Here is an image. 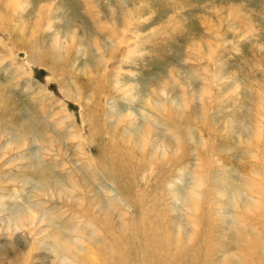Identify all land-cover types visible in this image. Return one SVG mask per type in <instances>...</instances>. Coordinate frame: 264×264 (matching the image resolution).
Wrapping results in <instances>:
<instances>
[{
  "label": "rangeland",
  "instance_id": "1",
  "mask_svg": "<svg viewBox=\"0 0 264 264\" xmlns=\"http://www.w3.org/2000/svg\"><path fill=\"white\" fill-rule=\"evenodd\" d=\"M252 182L264 186V0H0L1 264H60L56 234L67 257L91 237L135 246L145 224L186 263L196 248L206 260V236L209 264L263 260L264 191L259 212L241 206ZM137 250L130 264L156 254Z\"/></svg>",
  "mask_w": 264,
  "mask_h": 264
},
{
  "label": "bare ground",
  "instance_id": "2",
  "mask_svg": "<svg viewBox=\"0 0 264 264\" xmlns=\"http://www.w3.org/2000/svg\"><path fill=\"white\" fill-rule=\"evenodd\" d=\"M22 5V4H21ZM21 7H23V6H21ZM24 8V7H23ZM21 9V8H20ZM139 41V40H138ZM135 43H136V41H134ZM134 42H132L131 44H132V47L134 46ZM119 43H122V41L120 40L119 41ZM130 44V43H129ZM130 44V45H131ZM138 49V47L136 46V47H133V48H131L130 50H128V54H125V55H127V58H131L132 56H133V54H132V52H134L135 50H137ZM7 50V49H6ZM25 53V52H24ZM28 53V52H27ZM30 55V54H29ZM121 55H123V54H121ZM35 56H31V57H29L28 56V58H30L32 61H34V58ZM36 60H37V58H36ZM129 60V59H128ZM13 62V61H12ZM128 62V61H127ZM18 68V67H17ZM128 73V72H127ZM129 85V84H128ZM131 86V85H130ZM128 90V89H127ZM133 91V90H132ZM130 92V91H129ZM161 92V91H160ZM135 93V92H134ZM125 94H126V92H125ZM133 94V93H132ZM136 95H138V94H136ZM153 95V94H152ZM155 95V94H154ZM140 97V96H139ZM142 97V96H141ZM153 98L154 99H157L155 96H153ZM142 99V98H141ZM147 103H151V104H153L154 103V100H152V101H150V97H148L147 98ZM159 111V110H158ZM2 113V112H1ZM153 118V117H152ZM154 119V118H153ZM133 122H135V118H132L131 119ZM131 121V122H132ZM128 122V121H127ZM153 122V121H152ZM132 124H134L135 125V123H132ZM128 125H131V124H128ZM148 126H147V133H145V134H148L149 135V132H153V129H154V127H152L150 124H147ZM154 125V124H153ZM151 126V127H150ZM153 128V129H152ZM156 131V130H155ZM132 136V135H131ZM179 138H180V140H181V135L179 136ZM131 139V138H130ZM120 140V139H119ZM147 140V139H146ZM178 140V139H177ZM133 142H134V145L137 147V145H136V143L138 144V140H137V142H136V139L134 140V138H133V140H132ZM130 142V141H129ZM148 142V141H147ZM179 142V141H178ZM178 142H176L177 144V146L176 147H178V148H180V144L178 143ZM139 143H141V142H139ZM143 143V142H142ZM130 144V143H129ZM154 144V143H153ZM141 145H143V144H141ZM139 147H141V146H139ZM175 147V146H174ZM133 148V147H132ZM131 148V149H132ZM142 148V147H141ZM117 149V148H116ZM117 150H119V149H117ZM138 150H139V148H138ZM141 150V149H140ZM119 161V160H118ZM114 164H115V161H114ZM89 167V166H88ZM99 171V170H98ZM118 172V171H117ZM101 174V173H100ZM120 174H121V171H119L118 172V176H120ZM105 176V175H104ZM196 176V175H195ZM194 180H196V182H197V184H198V186L199 187H201L202 188V186L205 184V182H206V180H204L200 175H198V177H196V179H194ZM116 182V181H115ZM257 183L255 182V185H256ZM125 185V184H124ZM254 184H253V182L250 184V185H247V186H245V190L246 189H248V191L249 192H257V193H255V194H258V198L256 199V201H253V199H252V201L250 200V201H246V202H242L243 204L241 205L244 209H245V211L247 212V213H251L252 214V212L253 211H258L259 212V210H258V208L257 207H254V206H257V205H259V203H261L263 200H261L260 198H259V195H261V194H263V191L264 190H262L263 188H264V186H263V188H262V184L260 183L259 185H261V188H258V187H256ZM205 187V186H204ZM252 187H256V191H254V190H252ZM198 189V188H197ZM227 189V188H226ZM106 190V189H105ZM193 190V189H192ZM199 190V189H198ZM247 191V190H246ZM247 191V192H248ZM205 193H207V192H205ZM200 194V193H199ZM198 194V195H199ZM190 203V204H189ZM189 205H191V208H195V210H199V208L201 207L200 205H201V203H202V200L200 199V198H197V196H195L194 194H193V192L191 191V198H190V200H189ZM236 204H239V202H237ZM254 204V205H253ZM188 205V206H189ZM208 205V204H207ZM256 209V210H255ZM193 211V210H192ZM205 211H207V210H205ZM209 211V210H208ZM39 213H41V211H39V212H37L35 215L34 214H32L30 217H26L25 215L23 216L24 217V220L23 221H20V220H17L16 222H15V224L16 225H18V226H22V225H24L25 223H24V221L27 219V218H29V219H32L33 221H34V218L39 214ZM104 214H105V211L103 212ZM211 213V212H210ZM192 214V213H191ZM195 214V213H194ZM220 214V213H219ZM197 215H199V214H197ZM91 216V215H90ZM26 217V218H25ZM38 217V216H37ZM93 217V216H92ZM92 217H91V220H92ZM198 217V216H197ZM262 217L264 218V215H262ZM204 218V217H203ZM208 218V217H207ZM213 218H215V217H213ZM241 218L243 219V221L245 220V216H244V214H241ZM240 218V219H241ZM96 219V218H95ZM196 219H198V218H196ZM212 219V218H211ZM217 219V218H216ZM36 220V219H35ZM100 220V219H99ZM102 220V219H101ZM149 220V219H148ZM206 220V219H205ZM194 221V220H193ZM202 221V220H201ZM208 221V220H207ZM31 224H32V222L31 221H29ZM148 222V221H147ZM195 222V221H194ZM92 223V222H91ZM102 223H103V221H102ZM153 223V222H152ZM158 223V222H157ZM29 224V223H28ZM152 225V224H151ZM214 225V224H213ZM212 225V226H213ZM205 226V225H204ZM16 227V226H15ZM23 227V226H22ZM206 227V226H205ZM194 228H195V226H194ZM203 228V227H202ZM210 228V230H207V231H211L212 229H211V227H209L208 226V229ZM143 229H144V231L146 232H148L147 234H143L144 232L143 231H141V234H139L140 236H139V240H141V241H139L137 244H135V246H132V244H131V242L129 241V238L127 237V236H123V237H121L120 236V238H116V239H112V240H110V242L108 243V240H106L104 237H101L102 238V244L97 240V239H94V238H92L91 237V240L93 241L92 242V244H93V247L94 246H97V247H101V245L103 246L102 247V249H103V251L102 252H100V251H98L100 248H97V247H95V248H93V247H91V246H86V249H84V250H79V249H77L76 247H73L72 249H71V253H70V257H67V255L66 254H62V253H60L59 251L60 250H64V245H66V244H64V243H58V240H57V238L59 237V234H56V236H55V238L53 237V240H52V242H53V245L51 244V246H52V248H54V249H57L55 252L57 253V257L59 258V260H60V264H68L66 261H64V260H70V258H71V260H72V263H73V260L75 261V263H77V264H94V263H96V264H130V260L132 259V262L133 263H135V255H137V254H135V252L136 251H138L137 249H139V250H141V247H145L147 250H148V252L150 251V249L152 250V253H153V251H156V254H155V252L153 253V254H151V255H143V253H142V256L143 257H141L142 258V261H143V264H209V260H210V251H211V239L209 240V238L206 236L204 239H203V241L201 242V244H200V246H202L203 248H204V250L206 249V255H207V257H206V260H204L203 262H201V260H200V255H199V252H198V250H197V248L196 249H192L191 251H190V253L188 254V256H189V258H190V263H186L185 262V259L187 258V252L188 251H180V250H177L176 252H173L172 250H170V246H171V244H170V241L168 240V239H159V238H157L156 236H155V234L154 233H151V234H149V232H155L156 233V229L154 228V227H151L149 224H145V225H143ZM207 229V228H206ZM108 230V229H107ZM165 231V230H164ZM163 231V232H164ZM116 232V231H115ZM118 232V231H117ZM201 234L200 235H202L203 234V230H201ZM120 233V232H119ZM205 235H209L210 234V232H205L204 233ZM118 235V234H117ZM124 235V234H123ZM138 235V234H137ZM168 235V234H167ZM196 235H197V233H196ZM195 235V236H196ZM198 235H199V233H198ZM170 236V235H169ZM194 236V237H195ZM202 238V237H201ZM198 239V238H197ZM244 239V238H243ZM263 239H264V234H263ZM78 240V242L81 244L83 241L85 242V240H86V237L85 236H83V238L82 239H77ZM200 240V239H199ZM195 241V240H194ZM247 240H245L244 241V243L246 242ZM38 242V241H37ZM83 242V243H84ZM260 242H262V241H259V240H256L255 238L254 239H251L250 240V246L251 247H253V248H255V247H257L259 244H260ZM27 243V242H26ZM58 243V246L59 247H57L56 246V244ZM19 244V243H18ZM247 245H249V244H247ZM34 246V245H33ZM33 246L31 247L32 248V250H34V248H33ZM19 247V246H18ZM29 247H30V245H29ZM105 247H107L108 249L106 250L105 249ZM58 248H60V249H58ZM97 248V249H96ZM109 248H110V250H111V252H109L110 250H109ZM53 249V250H54ZM30 250V249H29ZM109 250V251H108ZM77 253H81L82 254V256H84L82 259H79V257L77 256ZM16 255V254H15ZM92 255H94V256H97V258H98V260H99V262L97 261V260H95V262H91L92 260H90V257L92 256ZM31 256V255H30ZM204 256V255H203ZM138 257V256H137ZM151 257L152 258H155L153 261H152V263H149L148 261H150L151 260ZM202 257V256H201ZM17 257H15V258H13V255H11V256H9V264H11L12 262H13V260L14 259H16ZM95 258V257H94ZM23 260L21 261L22 263L21 264H30V257L27 255V256H25L24 258H22ZM15 263V262H14ZM17 263V262H16ZM20 263V262H19ZM1 264V263H0ZM35 264V263H34ZM246 264H264V259L263 260H261V259H258V260H253L252 258H251V256L250 255H248L247 257H246Z\"/></svg>",
  "mask_w": 264,
  "mask_h": 264
}]
</instances>
